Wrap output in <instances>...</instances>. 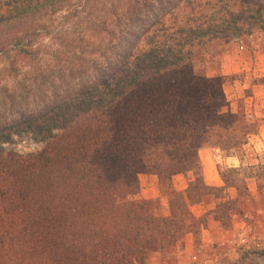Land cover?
Instances as JSON below:
<instances>
[{"label":"trees","instance_id":"16d2710c","mask_svg":"<svg viewBox=\"0 0 264 264\" xmlns=\"http://www.w3.org/2000/svg\"><path fill=\"white\" fill-rule=\"evenodd\" d=\"M96 1L0 0V59L19 72L15 59L38 57V20ZM112 2L94 14L93 34L63 53L65 64L1 90L0 264H28L12 243L43 221L38 209L46 218L62 212L46 264H178L188 234L202 253L206 220L190 210L201 202H216L211 215L225 232L235 212L249 227L264 224V161L244 150L257 126L240 103L236 112L227 105L221 70L223 46L264 36V0ZM20 132L45 148L26 158L5 151ZM203 149L241 158V168L221 170L225 187L204 184ZM141 175L157 177L160 197L140 198ZM176 175L189 176L183 192ZM230 187L237 198L217 203ZM257 261L264 249L222 264Z\"/></svg>","mask_w":264,"mask_h":264},{"label":"rangeland","instance_id":"374dc122","mask_svg":"<svg viewBox=\"0 0 264 264\" xmlns=\"http://www.w3.org/2000/svg\"><path fill=\"white\" fill-rule=\"evenodd\" d=\"M124 2L125 0H113L112 3L122 4ZM93 3V7L91 5L90 7H86L83 4L72 5V7L66 9L59 15L44 17L38 20L37 22L42 26L36 38V42H34L39 52L38 57L31 62L26 59H15V62L22 68L19 72L13 73L10 70L8 62L5 59H0V101L2 97L4 99L1 93L3 88L8 87L15 90L23 84L25 79L29 80L32 74L37 75L48 69H53L59 65L65 64V60L67 59L63 57V53H65L69 47L70 50L75 47L73 43L78 40L80 35L88 36L93 34L95 30L93 26L94 14L99 12V16H103L102 10L108 5L106 0H97ZM91 7L94 11L89 10ZM94 19L96 20L97 18L95 17ZM258 36H260L262 44L264 45V36ZM229 43H237L245 46L238 39H233ZM226 45L223 46V52L226 50ZM61 59L63 63L60 62ZM243 78V75H232L228 76L223 81L227 105L230 106L233 112H236L235 108L237 103L242 105L243 100L240 98L243 96V93L240 81ZM2 146L5 151L26 158L28 155L41 152L46 146V141L39 137H35V135L33 136V134L20 132L15 134L9 143ZM19 172L24 174L22 170ZM152 177L155 176H140L141 199H144L142 190L156 184ZM21 182L23 183V181ZM14 184L19 185L15 182ZM29 184L36 193L39 192L41 186L37 181L36 175L29 179ZM21 185L20 183V187ZM245 210L247 212L246 206ZM38 213L43 221L32 226L33 233L29 237L12 243L14 247L20 251L22 260L28 264H46L41 261V258L44 257L46 247L56 228V226L53 225H58V219H60V214H62V212L57 211L51 218H46L41 209H38ZM165 213H167L166 206ZM227 238L229 241L223 245H215L206 249L202 247V253L199 251L198 253L195 252L189 247L187 241L184 240L178 264H222L226 262V260L229 262L237 261L240 254L249 249L262 250L264 249V224L256 223L253 227L247 226L245 234H228ZM152 264L158 263L156 260H152ZM256 264H264V262L257 261Z\"/></svg>","mask_w":264,"mask_h":264},{"label":"crops","instance_id":"0c3cea01","mask_svg":"<svg viewBox=\"0 0 264 264\" xmlns=\"http://www.w3.org/2000/svg\"><path fill=\"white\" fill-rule=\"evenodd\" d=\"M221 70L223 75H243L240 85L243 96L242 106L245 115L256 123L257 130L255 133L249 134L247 144L244 150L247 153H254L257 157L264 161V45L260 36L252 37L251 46L245 47L237 43H228L226 50L223 52ZM239 103L236 104L237 111ZM199 158L202 165L203 182L208 187L223 188L225 182L221 175L224 168L238 169L241 168L242 162L238 155L223 156L218 151L203 149L199 152ZM155 185L143 189L144 199H156L160 197L158 180L156 177ZM189 176L176 175L173 177V186L177 191H185L188 186ZM154 183V182H153ZM250 194L257 197V184L254 180H248L246 183ZM150 186V185H149ZM225 198L217 200L224 202L230 199H236L238 191L235 187L225 189ZM163 204L167 207L166 198H161ZM216 206V202H201L190 206V210L195 218H203L206 220V226L201 227L202 247L204 249L223 245L228 240V234L241 235L247 231V221L239 213L232 215V230L225 232L220 228L211 215V210ZM190 248L194 250V239L192 234L186 235L185 239Z\"/></svg>","mask_w":264,"mask_h":264}]
</instances>
